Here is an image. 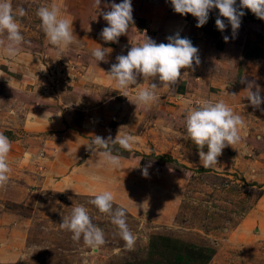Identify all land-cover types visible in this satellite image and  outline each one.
<instances>
[{"label": "rangeland", "instance_id": "rangeland-1", "mask_svg": "<svg viewBox=\"0 0 264 264\" xmlns=\"http://www.w3.org/2000/svg\"><path fill=\"white\" fill-rule=\"evenodd\" d=\"M11 2L14 12L26 9L17 22L30 43L14 59L0 50V132L11 141L10 178L0 187V264H175V247L189 252L195 246L210 250L208 261L199 264H264V103L260 109L251 105L246 83L238 82L241 88L225 95L215 83L180 90L186 79L176 88L163 87L158 77L142 75L127 89L128 98L108 74L116 57L127 55L145 35L166 44L179 33L199 48L201 62L214 56L226 76L255 81L264 97V19L239 9L245 14L233 38L227 18L226 29L217 28V8L200 28L192 14L175 12L171 0H131L134 24L113 43L100 36L107 26L101 13L110 10L105 3L122 0H101L97 10L93 0ZM53 3L72 21L77 39L67 49L49 44L36 14ZM97 47L108 52L107 63L95 62L91 53ZM210 72L215 78L216 69ZM191 74L192 80L200 76ZM151 83L160 98L145 111L131 99ZM204 99L224 100L246 124L241 141L225 147L210 168L202 166L184 126L187 109ZM124 134L135 143L131 151L113 146L120 168L107 165L88 146L93 136ZM54 166L62 173L47 172ZM105 190L115 196L113 211L126 209L136 237L131 249L112 216L91 203ZM79 205L104 231L105 244L96 250L60 227Z\"/></svg>", "mask_w": 264, "mask_h": 264}, {"label": "clouds", "instance_id": "clouds-1", "mask_svg": "<svg viewBox=\"0 0 264 264\" xmlns=\"http://www.w3.org/2000/svg\"><path fill=\"white\" fill-rule=\"evenodd\" d=\"M174 11L184 14H192L197 18V27L203 26L209 19V12L213 8L219 9L216 26L224 31L226 24L220 16L227 18L231 25L233 38L240 27L241 17L245 14L239 10L250 9L258 18L264 19V0H240L239 8L236 0H171ZM101 0H93V7L100 8ZM108 11L101 14L107 26L100 33L105 42L118 43L119 37L126 34L134 24L133 8L131 0H122L121 3H105ZM37 16L41 20V26L50 45L58 49H67L77 38L73 34L72 21L61 15V8L57 3L49 6H41L37 9ZM26 9L19 7L15 12L11 0H0V50L9 58L14 59L22 51L26 43L20 30L17 17H24ZM225 42L229 36H224ZM168 43L157 44L152 38L145 35L143 41L133 45L127 55H118L117 63L110 68L109 77L116 83V89L129 98L127 89L137 84V77L142 75L144 80L158 77L163 87L175 85L182 77V68H193V62L200 64L198 48L193 46L188 38H182L179 33L167 37ZM105 48L97 47L92 50L95 62L107 63ZM110 52V51H109ZM241 83H246V97L254 108L260 109L264 103V97L260 95L262 89L255 81H247L241 78ZM156 83L141 88L131 99L137 106H142L145 111L159 100ZM255 88V91L252 89ZM196 106L187 109L184 116V126L187 134L199 149V157L204 168H210L218 164V157L222 150L231 145L238 144L241 130L246 128L243 118L236 114L224 100L212 101L208 99L198 100ZM264 111V109H261ZM134 138L130 134L117 135L115 139L109 136L107 139L101 136H93L88 143L94 155L103 158V161L112 168H120L121 157L113 154V146H119L126 150H132ZM205 146L207 151H205ZM11 150V141L0 132V187H4L9 181L11 167L8 162V154ZM144 167L142 174L148 175V167ZM115 196L112 191L105 190L95 195L91 203L103 213L112 216V223L120 229V235L127 248L134 246L136 237L132 234L126 223V209L123 206L113 211ZM61 229L72 232V239L80 241L81 237L86 245L93 250L105 244L104 231L92 222V217L83 205L75 206L70 217L63 218Z\"/></svg>", "mask_w": 264, "mask_h": 264}, {"label": "crops", "instance_id": "crops-1", "mask_svg": "<svg viewBox=\"0 0 264 264\" xmlns=\"http://www.w3.org/2000/svg\"><path fill=\"white\" fill-rule=\"evenodd\" d=\"M91 1L92 0H87V2H89V3ZM224 19H225V17L222 18V20H224ZM237 34L240 35V32H238ZM198 56L201 57L200 55H198ZM207 58L210 60L209 57H207ZM199 60H201V59L199 58ZM202 60H203V58H202ZM213 60H215L214 59V56L211 58V61L212 62H209L207 59H205L202 62L200 61V64L199 65H196L195 64V61H194L193 62V68H182L181 69V75H182V77H181L180 80H185L186 79V81H184L183 82V85L180 86V90H182V89L185 90L187 87L190 88L191 90H195L196 87H199L202 83L206 82L207 84L208 83H211L210 85H212V84L215 83L216 86L217 85L220 86L221 87L220 88L221 89L220 92L223 89V91H226L225 92V95H227L231 91H234L235 92L236 88H239L241 86L239 83L241 82V78L242 77H237V73H236V75H234L235 73L234 74L233 73H230V74H228L229 76H226V74H225L226 68H225V66H222L223 65V62H221V61H218V62L217 61L216 62L214 61L213 62ZM211 67L212 68H215L216 69V72H217L216 73V77L213 78V79L212 78H209V76H210L209 73H211L210 70L212 69ZM235 69H236V67H235ZM194 70L197 73H200V76L199 77H196L197 79L195 78V79L192 80L190 77L191 76L193 77V74H191V72H194ZM189 71H190V77L187 74V73H189ZM236 72H237V70H236ZM209 79H211V80L209 81ZM175 88H176V85H175ZM177 89H179V86H177ZM62 137H64V136H62ZM62 140L65 141L64 138ZM52 163H54V162H52ZM48 171H52V172H57V171L60 172L61 171L60 173H62V168L59 169V167L54 166V168H50L49 170H47V172Z\"/></svg>", "mask_w": 264, "mask_h": 264}, {"label": "trees", "instance_id": "trees-1", "mask_svg": "<svg viewBox=\"0 0 264 264\" xmlns=\"http://www.w3.org/2000/svg\"><path fill=\"white\" fill-rule=\"evenodd\" d=\"M203 30H204V32H208L207 31L208 29H203ZM214 31L216 32V30H214ZM214 31L211 32V30H210L211 33L215 34ZM151 247H153V246H151ZM195 247H193V250L189 251V252L186 249L180 250V247H175V249H174V262H175V264H192V261H194L193 264H199L200 261H201V263L208 261V259L210 258V250L206 249V248L203 249L200 247H196V248ZM203 250H209V252L206 254H203V252H202ZM201 258H202V260H201ZM124 264H130V263L125 262Z\"/></svg>", "mask_w": 264, "mask_h": 264}]
</instances>
